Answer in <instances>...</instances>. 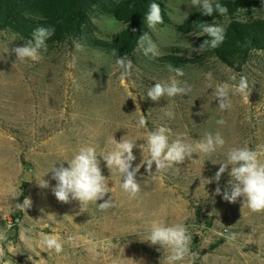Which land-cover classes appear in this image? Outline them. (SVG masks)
Returning <instances> with one entry per match:
<instances>
[{
  "label": "rangeland",
  "instance_id": "rangeland-1",
  "mask_svg": "<svg viewBox=\"0 0 264 264\" xmlns=\"http://www.w3.org/2000/svg\"><path fill=\"white\" fill-rule=\"evenodd\" d=\"M160 1L169 24L156 25L149 35L159 54L145 55L139 47L124 79L117 58L83 40L72 46H47L40 50L39 60L20 62L12 49L26 42L0 33V231L6 232L0 264H167L166 250L146 241L155 221L184 223L188 228L191 254L179 264H264V212H252L241 200L229 203L216 194L217 187L221 192L228 187L230 165L219 182L214 179L230 149L264 146V71L248 75L249 102L232 95L231 109L221 111L215 88L224 83L235 86L238 75L215 59L200 66L181 65L183 76L170 72L167 56L191 60L200 54L195 51L197 36L174 29L199 7L192 0ZM246 15L264 19V8ZM91 22L93 36L102 40L122 29L108 16L96 15ZM258 55L259 59L264 53ZM173 77L191 91L156 102L147 97L155 83H169ZM168 111L172 118L165 115ZM141 116L148 130L169 128L170 140L182 137L195 145L207 133L219 132L225 144L210 155L197 152L167 172L150 175L144 165L149 155L145 133L137 127ZM221 119L224 123H217ZM113 137L136 142L133 167H140L141 191L134 199L122 190L121 175L99 156L113 150ZM86 145L96 148L112 189L108 196L114 206L104 211L98 207L103 201L63 203L52 193V167H67ZM260 159L264 162V156ZM43 179L48 188L39 186ZM14 188L22 193L15 199ZM25 197L31 207L23 210L18 204ZM231 234L235 240H228ZM45 235H56L63 251L46 249Z\"/></svg>",
  "mask_w": 264,
  "mask_h": 264
},
{
  "label": "clouds",
  "instance_id": "clouds-1",
  "mask_svg": "<svg viewBox=\"0 0 264 264\" xmlns=\"http://www.w3.org/2000/svg\"><path fill=\"white\" fill-rule=\"evenodd\" d=\"M194 7L202 9V15L211 16L213 12L220 15L227 13L226 6L215 3L212 0H192ZM146 22L149 28H155L157 24L163 23L161 7L158 3L152 2L149 5L146 14ZM203 33L207 34L210 39H205L195 49L196 52L205 51L208 48H217L223 43L225 38V30L218 25L203 23L200 25ZM133 31H136L133 29ZM55 32L51 26H40L34 29L32 38L24 46H17L12 49L15 53L16 60L24 62L26 59L37 61L40 59V50H46V40ZM138 47L143 49L145 55L152 54L157 56L158 50L155 43L147 33L140 35L138 39ZM115 54V53H114ZM116 64L120 69L121 78L124 79L131 73L133 66L132 60L125 54L118 57ZM170 72H175L176 76H183V70L171 64L168 65ZM206 78L211 81L212 73H206ZM236 81V77H231ZM211 87V83L208 85ZM191 91L189 85L181 84L175 77L171 78L169 83H155L147 91V97L152 101H160L161 98L167 96L169 98L178 95H187ZM249 82L246 76H241L235 86L227 83L220 84L215 88V96L218 100V106L221 111L230 110L232 107V95H240L245 102H249L251 93ZM231 93V95H230ZM166 116L172 118L174 114L171 111L165 113ZM223 124L221 119L217 121ZM137 127L144 130L143 140L148 150V158L144 161L146 165L145 171L150 175L167 172L175 165L183 164L185 160L192 158L193 154L200 152L210 155L216 151V148L225 144L224 139L219 132L213 136L207 133L205 138L195 145L185 142L182 137L170 140V129L161 126L156 130L147 129V120L141 116L137 121ZM114 145L113 150L107 154H101L106 162L109 170L115 169L122 177L121 188L128 194L130 199L137 197L141 191L140 182L137 180V173L140 167H133L136 156L133 149L136 142L123 137L117 141L114 137L110 140ZM264 156V146H258L251 149L247 146L232 148L227 153L226 162L220 164L219 170L216 172L214 179L219 182L222 174H224L229 165L231 166L228 175L231 179L228 181V187L221 192V188L217 187L215 192L221 195L225 201L235 203L242 201V205L247 206L252 212H264V162L260 157ZM97 151L94 146L86 145L79 148L74 156L67 161V167L63 163L59 167H52V179L56 181L52 187V193L55 198L63 203H69L70 200L79 201L81 205L89 203H98L101 211L107 210L114 206L111 196L112 189L109 187L108 178L102 174L100 160L97 158ZM155 165V172H153ZM41 188H48L49 182L45 179L38 182ZM17 190L12 189L13 198H18ZM108 196L107 199L105 197ZM23 210L31 207V200L25 197L22 203L18 204ZM11 227V225H8ZM235 234L228 236V240H235ZM6 239V232L0 231V242ZM146 241L151 245H159L168 253L166 256L167 264H179L186 256L191 254L190 242L191 236L188 228L184 223H176L173 225H165L162 222L155 221L147 234ZM43 245L48 250H54L56 253L63 251V245L56 235H45L42 240ZM0 255H3V249L0 248Z\"/></svg>",
  "mask_w": 264,
  "mask_h": 264
},
{
  "label": "trees",
  "instance_id": "trees-1",
  "mask_svg": "<svg viewBox=\"0 0 264 264\" xmlns=\"http://www.w3.org/2000/svg\"><path fill=\"white\" fill-rule=\"evenodd\" d=\"M152 2L158 3L162 11L163 23L157 25L169 24L166 8L160 0H0V33H7L27 43L32 38L34 29L51 26L55 32L46 40L47 46H72L83 40L89 47L117 59L125 54L130 58L139 48L140 35L147 33L149 36L151 33L145 17ZM212 2L226 6L227 13L220 15L214 11L211 16H205L199 8L176 24L174 29L182 35L197 36L200 45L203 40L210 39L201 31V24L223 25V43L217 48L201 51L191 60L167 56V64L174 68L185 63L200 66L215 59L235 72L239 78H248L257 69L264 71V56L258 59V54L264 53V19L246 15L248 12L263 9L264 0ZM96 15L110 17L122 29L106 40L94 37L91 20ZM255 61L257 68L254 66Z\"/></svg>",
  "mask_w": 264,
  "mask_h": 264
}]
</instances>
